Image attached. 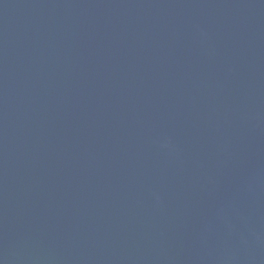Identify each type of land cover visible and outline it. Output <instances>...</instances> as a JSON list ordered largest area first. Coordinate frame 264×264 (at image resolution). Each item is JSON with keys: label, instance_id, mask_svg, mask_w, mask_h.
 I'll list each match as a JSON object with an SVG mask.
<instances>
[{"label": "water", "instance_id": "1", "mask_svg": "<svg viewBox=\"0 0 264 264\" xmlns=\"http://www.w3.org/2000/svg\"><path fill=\"white\" fill-rule=\"evenodd\" d=\"M0 264H264V0H0Z\"/></svg>", "mask_w": 264, "mask_h": 264}]
</instances>
